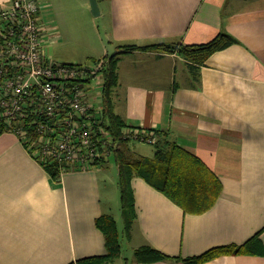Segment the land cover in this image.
Listing matches in <instances>:
<instances>
[{
    "label": "crops",
    "instance_id": "1",
    "mask_svg": "<svg viewBox=\"0 0 264 264\" xmlns=\"http://www.w3.org/2000/svg\"><path fill=\"white\" fill-rule=\"evenodd\" d=\"M96 1L105 42L91 60L117 58L114 113L131 127L168 132L223 186L210 210L190 215L133 178L132 249L150 246L188 258L242 245L257 234L264 246V0ZM220 33L238 43L197 70L178 54L124 48L172 41L200 45ZM57 35L61 40L58 30ZM93 83L104 85V78L86 85ZM141 143H130V158L147 157L136 150ZM103 167L69 171L55 181L14 134H1L0 264H75L105 255L104 236L95 226L98 217L113 216L100 186ZM205 264H264V254L223 255Z\"/></svg>",
    "mask_w": 264,
    "mask_h": 264
},
{
    "label": "built area",
    "instance_id": "2",
    "mask_svg": "<svg viewBox=\"0 0 264 264\" xmlns=\"http://www.w3.org/2000/svg\"><path fill=\"white\" fill-rule=\"evenodd\" d=\"M58 38L57 29L44 24L36 0L0 5V124L43 167L57 165L61 176L99 167L103 149L115 145L102 126L101 103L94 104L103 85L81 82L102 74L106 61H57L44 43ZM127 133L138 142H156L153 132Z\"/></svg>",
    "mask_w": 264,
    "mask_h": 264
},
{
    "label": "trees",
    "instance_id": "3",
    "mask_svg": "<svg viewBox=\"0 0 264 264\" xmlns=\"http://www.w3.org/2000/svg\"><path fill=\"white\" fill-rule=\"evenodd\" d=\"M238 41L227 33H220L211 41L200 45H186L182 41L167 43H154L147 46H126V52L155 51L166 54H178L187 62L191 70H197L205 65L206 61L214 53L224 50ZM116 57H104L106 61L102 70L104 85L102 86L101 120L106 132L112 140L114 147H105L104 155L99 166H104L112 156V160L118 168V184L121 194V209L125 230L130 237V231L136 219V211L133 198L131 181L138 177L149 186L167 197L177 205L184 214L199 215L210 210L221 197L223 186L216 174L196 155L184 150L170 137L166 131L153 132L156 142L152 144V157L130 158L127 151L130 143L136 140L131 138L127 130L142 129L127 125L114 113L112 93L117 83ZM87 79L81 82L89 83ZM6 131L0 124V135ZM138 142V141H136ZM111 151L110 154L107 152ZM107 153V154H106ZM52 165V166H51ZM48 166V167H47ZM55 164H45L44 168L53 180H58L59 169ZM56 168V169H55ZM95 226L103 234L106 253L102 256L89 257L75 262V264H105L121 258L122 248L118 238L116 222L111 215H102L95 220ZM255 255L264 254L259 234L255 235L242 245L223 246L212 248L196 257H171L159 250L144 246L134 250L137 264H147L160 261L182 262L183 264H205L223 255ZM72 264V263H71Z\"/></svg>",
    "mask_w": 264,
    "mask_h": 264
},
{
    "label": "rangeland",
    "instance_id": "4",
    "mask_svg": "<svg viewBox=\"0 0 264 264\" xmlns=\"http://www.w3.org/2000/svg\"><path fill=\"white\" fill-rule=\"evenodd\" d=\"M41 7V16L47 27L57 29L61 33V40L56 39L53 43H44V49L55 60L66 62L65 57L76 59L75 64L90 65L91 57L104 50V30L102 18L95 16L91 11L90 0H36ZM57 44H54L56 43ZM106 45V43H105ZM57 56V59L54 56ZM100 57V56H99ZM97 59V56L94 57ZM103 79V74L98 76ZM95 85V83H93ZM95 93L92 89L91 94ZM94 100V104H100ZM143 156L152 157L153 147L150 144L141 143L137 149ZM112 158V156H111ZM116 166L111 160L103 167L104 181L100 182L104 196L110 198L109 213L116 222L118 238L122 248L121 258H117L114 264H137L134 257L133 243L124 226L121 209V194ZM108 177V178H107ZM134 224V223H133ZM133 227V225H132Z\"/></svg>",
    "mask_w": 264,
    "mask_h": 264
},
{
    "label": "water",
    "instance_id": "5",
    "mask_svg": "<svg viewBox=\"0 0 264 264\" xmlns=\"http://www.w3.org/2000/svg\"><path fill=\"white\" fill-rule=\"evenodd\" d=\"M91 11L95 16L99 15V7L96 0H90Z\"/></svg>",
    "mask_w": 264,
    "mask_h": 264
},
{
    "label": "bare ground",
    "instance_id": "6",
    "mask_svg": "<svg viewBox=\"0 0 264 264\" xmlns=\"http://www.w3.org/2000/svg\"><path fill=\"white\" fill-rule=\"evenodd\" d=\"M51 166H52V165H51ZM55 166H56V165H55ZM55 166H54V167H55ZM47 167H48V166H47ZM45 168H46V167H45ZM55 169H56V168H55Z\"/></svg>",
    "mask_w": 264,
    "mask_h": 264
}]
</instances>
